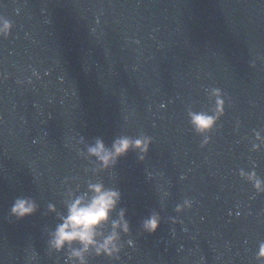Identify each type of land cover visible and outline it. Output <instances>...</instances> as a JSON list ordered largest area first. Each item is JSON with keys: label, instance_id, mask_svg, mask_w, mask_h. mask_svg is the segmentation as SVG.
I'll return each instance as SVG.
<instances>
[{"label": "water", "instance_id": "95a60500", "mask_svg": "<svg viewBox=\"0 0 264 264\" xmlns=\"http://www.w3.org/2000/svg\"><path fill=\"white\" fill-rule=\"evenodd\" d=\"M0 19V264H66L48 233L96 182L120 191L112 217L131 233L119 261L89 264H264V194L239 175L264 178V0H0ZM212 88L230 102L201 147L188 112L209 111ZM121 136L153 144L101 169L88 146ZM22 197L40 208L18 219Z\"/></svg>", "mask_w": 264, "mask_h": 264}, {"label": "clouds", "instance_id": "9594fccd", "mask_svg": "<svg viewBox=\"0 0 264 264\" xmlns=\"http://www.w3.org/2000/svg\"><path fill=\"white\" fill-rule=\"evenodd\" d=\"M12 27L11 21L0 19V35H10ZM210 99L213 101V107L209 111L189 110L188 112L192 128L203 137L201 147H206L211 143V133L217 130V125L226 114V106L230 102L226 100L225 93L220 88L211 89ZM254 136L252 150L260 152L264 146V134L261 131H254ZM152 144L153 138L149 136L136 139L121 136L113 141L111 147H108L102 139H97L94 144L88 146L87 152L89 156L96 158L101 169L106 170L115 167L119 159L133 149L141 153L139 158L143 160ZM239 175L251 182L257 194H264V178L257 173L255 163L251 171L240 169ZM121 198V193L116 188L107 187L102 182L89 183L86 191L74 194L67 202V213L60 214L61 222L48 233V248L55 252H63L67 249L69 254L66 264H89L86 255L89 253L119 261L124 250V246L120 243L121 233L124 235L131 233V225L126 219L125 210H120L119 219L112 217ZM192 207L193 201L185 199L182 204L177 205L176 211L183 213ZM39 208V204L33 198H17L12 205L11 215L23 219L37 213ZM48 210L57 212L55 204L52 203L48 205ZM162 220L159 213H153L143 221V231L154 234L158 231ZM174 222L179 223L180 221L174 219ZM109 223L112 231L105 234L103 228ZM127 244L132 247L135 241L130 239ZM257 260L264 262V243L259 246Z\"/></svg>", "mask_w": 264, "mask_h": 264}]
</instances>
